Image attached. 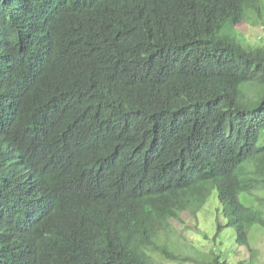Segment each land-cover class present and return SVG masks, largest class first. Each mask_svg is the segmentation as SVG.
<instances>
[{"label":"trees","instance_id":"16d2710c","mask_svg":"<svg viewBox=\"0 0 264 264\" xmlns=\"http://www.w3.org/2000/svg\"><path fill=\"white\" fill-rule=\"evenodd\" d=\"M261 1L0 0V264H256Z\"/></svg>","mask_w":264,"mask_h":264},{"label":"rangeland","instance_id":"374dc122","mask_svg":"<svg viewBox=\"0 0 264 264\" xmlns=\"http://www.w3.org/2000/svg\"><path fill=\"white\" fill-rule=\"evenodd\" d=\"M262 15L264 17V0L259 3ZM251 6V5H249ZM248 5L244 9L243 21L236 26V32L239 35L238 41L242 44H247L251 46H260L264 44V26L262 25H253L251 22L256 23L255 20L258 12L250 8ZM213 208L208 206L199 213L198 218L194 219L193 217H188L187 215L182 214L180 221L171 220L170 225L173 227L174 233L173 237L181 240L184 239L185 243L193 244L195 246H201L208 249V246L205 244L203 235L207 234L209 237L212 235L211 224L214 221L213 218ZM263 242L258 246L260 249V258L256 261V264H262L261 260L264 259V236ZM206 245V246H205ZM234 264L239 260L238 256H234ZM264 264V260H263Z\"/></svg>","mask_w":264,"mask_h":264}]
</instances>
